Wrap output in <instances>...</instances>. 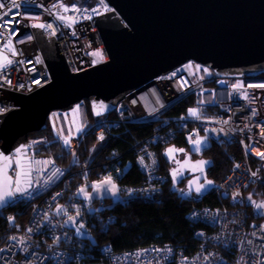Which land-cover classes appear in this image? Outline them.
<instances>
[{
    "label": "built area",
    "instance_id": "obj_1",
    "mask_svg": "<svg viewBox=\"0 0 264 264\" xmlns=\"http://www.w3.org/2000/svg\"><path fill=\"white\" fill-rule=\"evenodd\" d=\"M0 2L5 3L0 13L11 7V0ZM16 4L19 7L13 10L17 14L12 19L18 23L7 25L15 35L0 28V33H3L0 35V55L12 60L10 65L0 68V88L28 95L52 81L31 27L38 21L51 25L50 29L42 30L47 38L52 33L59 42L71 73L108 62L102 47L103 39L97 25L93 23L95 17L113 10L106 0H103V4L101 0H95L90 5L79 4L76 0H16ZM61 5L69 10L65 11ZM73 8L79 11H73ZM93 9H97L98 14ZM61 16L65 19L61 20ZM8 19V16L4 17L5 21ZM9 39L16 51L14 56L8 50ZM94 52L102 53L104 59L94 63L99 59L92 55ZM188 65L160 75L127 95L109 114L113 115L112 118L109 115L97 118L91 127L94 136L98 143H104L109 135L115 134L128 123H158L152 136L140 143L137 150V162L151 183L148 191L159 189L160 183L167 181V176L159 170L154 151L158 143L167 145L182 133L189 147L193 144L189 140L190 136L194 140L200 139L202 135L209 138V147L215 143L225 147L235 145L240 149L241 156L229 153L232 166L217 192L233 201L243 202L231 206L193 207L190 219L202 223L204 227L197 231L200 242L192 253L170 243L123 251H116L106 245L100 249L101 257L95 260V245L66 223L68 215L75 216L79 209L78 222L85 225L87 213L91 211V206L72 190L75 174L54 156L40 152L41 147L47 145L46 138H29L27 146L31 147L28 148V156L32 160H53L55 163L48 166L46 172L43 171L44 166H40L41 171L33 172V179L39 182V187L34 184L35 194L31 198L16 197L10 203L11 207L28 205L30 210L26 222L19 229L2 236L0 264H264V220L255 219L245 204L252 199L256 203L264 200L259 192L261 187L264 188V158L254 151L258 146L264 152V88L250 87L264 83V75L221 78L210 68L204 67L209 70V75L199 78ZM236 84H242L243 88L237 89ZM191 93L196 95V104L185 114H164ZM245 93L247 99L244 98ZM201 95L203 99H200ZM5 101L8 103L0 102V109L4 110L2 114L11 108H18L14 106V101ZM190 109H196L199 118L192 117ZM100 136L104 139L100 140ZM205 150L196 153L201 155ZM71 166H81L79 153L73 156ZM33 167L35 169L37 166L34 164ZM57 168L61 174L52 178L50 183H45ZM17 172L15 167L12 171L15 178ZM78 172L84 173V178L91 181L89 167L84 165L78 168ZM108 176L112 177V171L99 174L100 178ZM136 192L130 188L121 190V193L129 196ZM61 207L67 215L63 212L57 214L56 209ZM104 219L105 228L115 222L111 216ZM56 237H59L58 241Z\"/></svg>",
    "mask_w": 264,
    "mask_h": 264
},
{
    "label": "water",
    "instance_id": "obj_2",
    "mask_svg": "<svg viewBox=\"0 0 264 264\" xmlns=\"http://www.w3.org/2000/svg\"><path fill=\"white\" fill-rule=\"evenodd\" d=\"M106 2L113 10L95 17L93 23L103 39L108 62L79 73L70 72L52 33L47 38L34 26L41 21L31 26L52 81L28 95L0 88V102L7 104V99L18 106L0 114V153L12 157L8 175L13 180L20 178L12 175L15 167L19 172L15 161L31 158V146H27L30 134L45 130L56 111L67 112L88 101L93 117H104L134 90L190 62L210 68L221 78L264 74V0ZM100 103L107 107L97 115L94 105ZM21 148L25 153L17 156ZM200 162L189 155L175 169L181 170L183 178L190 177V195H203L210 186L208 164L203 172L193 168ZM4 166L0 157V169ZM197 186H202L199 193L195 191ZM254 208L264 220V209Z\"/></svg>",
    "mask_w": 264,
    "mask_h": 264
},
{
    "label": "trees",
    "instance_id": "obj_3",
    "mask_svg": "<svg viewBox=\"0 0 264 264\" xmlns=\"http://www.w3.org/2000/svg\"><path fill=\"white\" fill-rule=\"evenodd\" d=\"M85 103L88 108L89 122L87 130L80 138L81 166L73 168L69 166L75 174L72 178V190L74 191L87 181L84 178L85 174L77 171L78 168L86 165L90 168V180H95L101 173L112 171L113 180L117 183L120 192L124 188L137 191L132 196L121 193L124 197L122 201L112 205H110L111 198H106L103 202L99 199L94 201L96 208L101 203L105 206L100 210L87 213L88 219L85 226L89 228L92 239L84 237L95 245V260L101 257L100 249L106 245H110L116 251H123L151 244L170 243L187 253L194 252L200 242L197 231L204 225L190 219L191 210L195 206H231L238 202L226 195L218 194L217 188L232 166L229 153H236L237 157H240V149L235 145L225 147L215 143L198 155L191 151L184 135L179 133L171 143L167 145L158 143L154 146L159 170L167 176V181L160 183L159 189L148 191L151 189L149 188L151 183L137 162V150L140 143L152 136L158 123H128L115 134L109 135L104 143H98L94 136V129L91 128L97 118L93 117L89 102L85 101ZM195 104L196 95L191 93L171 106L164 114L180 116ZM112 117L113 115H109V118ZM30 136L45 137L47 145H43L40 152L52 155L61 164H66L64 159L66 155L61 154L63 151L61 144L55 141L56 137L49 122L45 130L31 133ZM169 149L176 150L173 154L174 159L167 155ZM180 154H186V157L190 155L193 161L208 162L206 175L207 181L211 183L205 194H188L187 185L190 177L183 178L181 170L176 172L175 178L173 177L172 173L183 161L180 159ZM259 192L264 196L263 187ZM241 202L243 201L238 203ZM257 203H264V200ZM245 204L253 217L260 219L254 208L256 204L254 199ZM29 210L28 205L19 204L0 211V245L5 233L19 229L23 225ZM108 216L114 217L115 222L105 228L104 218ZM9 218H14V222Z\"/></svg>",
    "mask_w": 264,
    "mask_h": 264
},
{
    "label": "snow or ice",
    "instance_id": "obj_4",
    "mask_svg": "<svg viewBox=\"0 0 264 264\" xmlns=\"http://www.w3.org/2000/svg\"><path fill=\"white\" fill-rule=\"evenodd\" d=\"M101 4H103V0H101ZM18 7H19V5L16 4V0H11V7L8 8V11L0 13V28H4V30L8 31L9 34L12 36H14L15 33L12 32L11 29H8L7 25L9 23H18V21H14L12 19V17L17 14L13 10L18 8ZM61 7H64V6L61 5ZM4 8H5V3L0 2V9H4ZM64 10L68 11L69 9L67 7H64ZM72 10L73 11H79V9H76V8H73ZM93 12L98 14L97 9H93ZM5 16L9 17V19L6 21L4 20ZM60 19L64 20L65 17L61 16ZM34 26L41 28V29H45V30H48L51 28V25H46L43 23L35 24ZM0 35H3V33H0ZM29 39H31V37H29ZM7 45L9 46L8 50L12 53V55L13 56L16 55L15 49L13 47H11V40L10 39L7 41ZM92 55L99 58L97 61H94V63H97V62L102 61L104 59L102 53H100V52H94V53H92ZM11 63H12V60L9 59L7 56L0 55V68L7 67ZM188 67L191 68L192 65H188ZM205 71H207V69H205ZM235 87L237 89H239V88H243V85L242 84H236ZM250 87L264 88V83L257 84V85H250ZM244 98L245 99L248 98L246 93L244 94ZM94 107L96 108V114L100 115L104 110H106L107 106L103 103H100V104L94 105ZM78 109H79V106H77V110ZM3 111H4L3 109H0V114H2ZM189 114L192 117L199 118V113L196 109H190ZM77 131H80V129L78 128ZM103 139H104V137L100 136V140H103ZM189 140L193 143L194 151H197V152L201 151L202 147L206 146V141L203 139L198 138V139L193 140V138L190 136ZM64 144L69 145L70 140L65 138ZM175 151H176L175 149H169L167 155L174 159L173 154ZM24 153H25V150L23 148L17 150V156H23ZM257 155L261 156V158H264V152H258ZM0 157H3V159L5 161L4 168L0 169V173L3 174V179L0 180V209H3L9 203L13 202L17 196H19L21 198H25V199L31 198L35 194V189L33 187L34 184L36 185L37 188L39 187V182L35 181L33 179V172L34 171L35 172L41 171L40 166H44L43 171L46 172V171H48V166L55 163L53 160L40 161V160H32L31 158H27L24 160L17 159L15 161L16 165L19 167V172L17 173V176L20 178L13 180L8 175V167L12 163V157H5V156H3V153H0ZM141 163H143L142 160H141ZM207 163L208 162H206V161H201L198 165H193V168L199 169V171L203 172L204 167L206 166ZM34 164L37 166L35 169L33 167ZM13 171H14V169H13ZM60 174H61V170L58 168L55 169V171H53L51 173L49 180L45 181V183H50L52 178H54ZM172 175L175 178L176 172L174 171L172 173ZM193 183L195 184L196 182L194 181ZM208 183L210 184L211 181H209ZM201 187L202 186H197L195 188V191L197 193H199L201 191ZM191 188H192V185L189 186V190H191ZM92 189H93V192L98 194V196L100 194L107 195L110 193L113 197H116L117 193L119 191L116 183L113 180V177H111V176L105 177L101 182L92 185ZM57 195H59V193ZM77 195L82 196L86 201H91L93 199L92 194L88 192L86 187L80 188ZM249 199L251 200V197ZM255 206L257 209H264V203H256ZM56 211H57V214H60L63 212L65 215H67L66 210L62 207L57 208ZM79 215H80V212H79V209H77L75 216L68 215V222H71L72 225H76L77 224L76 217H78ZM9 219H11L14 222V218H9ZM81 228H83V224H79L76 227V231L78 234H81L80 233ZM29 231H31V229H29ZM12 239L15 240L16 237H12ZM55 239L58 241L59 237H56Z\"/></svg>",
    "mask_w": 264,
    "mask_h": 264
},
{
    "label": "rangeland",
    "instance_id": "obj_5",
    "mask_svg": "<svg viewBox=\"0 0 264 264\" xmlns=\"http://www.w3.org/2000/svg\"><path fill=\"white\" fill-rule=\"evenodd\" d=\"M76 1L82 5L83 4L90 5V4H93L95 2V0H76ZM189 65H192V67L189 69L199 78H204V77L209 75V70L207 68H204L201 65L194 63V62H190ZM205 69H207V71H205ZM200 99H203V95L200 96ZM77 106H79L78 110H77ZM48 122L52 128L54 136L56 137L55 141L57 140L61 144V147L63 150L61 152V154L62 155L64 154V156L66 155L64 157V159L66 161V164H64V166L68 169L69 166L71 165L72 160H73V156L75 157V156H77V153H79L80 158H82L81 153H80V138L84 134V132L87 130L88 122H89L88 108L86 106V103L85 102L79 103L72 110H69L67 112L56 111V112H54V115H51ZM78 128L80 129V131H77ZM33 137L39 138V136H29V138H33ZM65 138L70 140L69 145L64 144ZM200 139H203L206 141V146L202 147V149H207L209 147V138L206 135H202L200 137ZM95 149H96V147H95ZM95 149H93V150L96 152ZM190 149L192 152H196V151H194L193 144L191 145ZM78 150H79V152H78ZM69 151H71V152H69ZM74 171H76V170H74ZM70 173L71 172H69V174ZM104 178L105 177H103V178L99 177V179L96 181L95 180H91V181L87 180L83 184L79 185L76 189H74V191H76V194H78L80 188L86 187L88 192L92 194L93 199L91 201H86L82 196L77 195L79 198L83 199L87 204H89L91 206V211L100 210V209L105 207L101 203L96 208L94 206V201L96 199H99L101 202H103L106 198H111L112 203L110 205H112L116 202L122 201V199L124 198L122 196L120 190L118 191L116 197H113L110 193L107 195L100 194L98 196V194L93 192L92 185L101 182ZM116 185H117V183H116ZM117 188H118V185H117ZM107 206H109V205H107ZM76 220H77L76 225H72L71 222H68V220H67V224L69 226H71L72 228H74L75 232L77 233L76 227L80 224L78 222L79 216L76 217ZM25 222H26V219H25L24 223ZM80 233L81 234H78V233L77 234L80 236H83V237L84 236L90 237L92 239V234H91L89 228L86 227L84 224H83V228L80 229Z\"/></svg>",
    "mask_w": 264,
    "mask_h": 264
},
{
    "label": "bare ground",
    "instance_id": "obj_6",
    "mask_svg": "<svg viewBox=\"0 0 264 264\" xmlns=\"http://www.w3.org/2000/svg\"><path fill=\"white\" fill-rule=\"evenodd\" d=\"M254 151H255L256 153H258V152H262L261 149H260L258 146L255 147Z\"/></svg>",
    "mask_w": 264,
    "mask_h": 264
},
{
    "label": "flooded vegetation",
    "instance_id": "obj_7",
    "mask_svg": "<svg viewBox=\"0 0 264 264\" xmlns=\"http://www.w3.org/2000/svg\"><path fill=\"white\" fill-rule=\"evenodd\" d=\"M185 158H186V154H180V159H183V161H184Z\"/></svg>",
    "mask_w": 264,
    "mask_h": 264
}]
</instances>
